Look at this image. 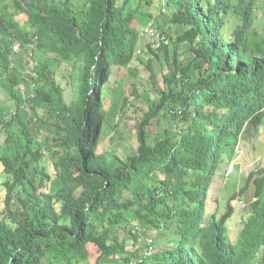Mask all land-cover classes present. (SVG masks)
Returning a JSON list of instances; mask_svg holds the SVG:
<instances>
[{
  "label": "trees",
  "instance_id": "trees-1",
  "mask_svg": "<svg viewBox=\"0 0 264 264\" xmlns=\"http://www.w3.org/2000/svg\"><path fill=\"white\" fill-rule=\"evenodd\" d=\"M82 1L74 9L73 0H0V90L15 100L2 111L0 134L18 123L23 135L7 134L17 153L0 155L8 176L0 264H146L152 255L162 257L156 264H264V158L220 205L245 127L264 125V0H160L158 15L143 12L156 0ZM143 14L163 85L137 122L136 152L109 158L97 151L116 108H105V84L113 67L137 57ZM162 21L172 25L157 41ZM17 42L73 61L70 104L46 65L16 66ZM34 160L47 162L37 185L27 178ZM53 179L60 186L51 192ZM249 190L243 210L238 199ZM153 232L163 240L157 253Z\"/></svg>",
  "mask_w": 264,
  "mask_h": 264
},
{
  "label": "rangeland",
  "instance_id": "rangeland-1",
  "mask_svg": "<svg viewBox=\"0 0 264 264\" xmlns=\"http://www.w3.org/2000/svg\"><path fill=\"white\" fill-rule=\"evenodd\" d=\"M82 0H73L72 7L78 9L82 7ZM161 7L160 0H156L153 6H143V12H151L154 15H158L159 9ZM165 11V8H163ZM23 21L19 18L21 15H16L14 10H10V15ZM259 17H262V13H259ZM163 18H160L162 20ZM151 19L148 15H142L139 17V31H140V42L136 52V58L128 64L126 67H113L112 73L109 81L105 84V108L110 109L115 103V112L112 114V119L104 127L102 134L100 136V141L97 147L99 153H105L109 155V158L117 155L120 158H125L128 155H132L136 152L137 147V136L135 127L137 122L150 110V102L156 100L159 96L157 91L158 86H162V74L165 72V68L162 63L153 58L151 53L148 51L147 42L152 39L145 34L144 31H152L149 25L151 24ZM263 21V20H260ZM24 22V21H23ZM161 22V21H160ZM164 25L165 27H163ZM170 22L166 23L162 21L161 27L155 28L158 32L156 40L164 39V34L161 33V28L166 29L171 27ZM231 28L233 25H230ZM169 34L175 37V29L168 30ZM17 42L15 45H18ZM156 46V44H155ZM27 47V46H26ZM154 47V46H153ZM15 62L16 66L25 73L32 72L33 68L36 66V62L39 65H46L50 71L52 77L55 79L62 87V100L66 104H70L76 96V83L71 78L73 61H62L56 60L54 55L43 53L40 50H36L32 54L31 50H27L25 47H19L15 49ZM31 56L32 59H31ZM153 59V60H152ZM152 60L151 69L148 68V61ZM40 67V66H39ZM55 94V93H54ZM57 96V95H56ZM14 110L15 100L11 98L10 95L0 90V116L6 109ZM30 114V108H24ZM3 111V112H2ZM165 125L164 121L160 122L161 128ZM153 129V128H152ZM19 124L11 125L6 131L0 134V155H11L15 156L17 149L14 143L6 144L7 134L17 137V140L22 142V134L20 132ZM264 158V125L262 126H252L247 125L243 131L241 138L238 141L236 150L232 160L229 162L227 169V175L232 176L229 182L224 184V189L220 191V205L221 209L226 203L228 194L232 193L234 187H237L238 180L243 176L247 175L254 167L258 164L261 159ZM43 163L46 165L45 160H40L39 164ZM37 160L31 163L30 169L27 171V178L34 184L39 183L40 173L38 169L40 168ZM49 172L52 174V178H56L52 167L49 165ZM8 179L5 174H0V218L5 214V189L4 181ZM24 181L22 192V197H24L28 191H30V182ZM48 181V180H47ZM51 192L55 191L59 186V180L53 179L52 182L45 183ZM27 190V191H26ZM252 197L251 191H247L240 199H238V205L244 210L248 208V202ZM19 205L17 198L14 197L13 207ZM235 205H237L235 203ZM239 210V209H238ZM236 213L229 221V234L231 240L234 241L237 231L239 229V211ZM154 243V253L160 251L163 248V240H160L156 236L155 232L151 234ZM149 235L145 237L147 240ZM143 239L141 245L144 246L146 240ZM151 239V238H150ZM140 246V245H139ZM141 247V246H140ZM93 252L95 251L92 249ZM153 251V249H152ZM95 255L93 256L94 259ZM160 259V260H159ZM162 257H152L147 259L146 264H156V261H161ZM141 262V261H140ZM123 264V263H114ZM134 264V262H133Z\"/></svg>",
  "mask_w": 264,
  "mask_h": 264
},
{
  "label": "built area",
  "instance_id": "built-area-1",
  "mask_svg": "<svg viewBox=\"0 0 264 264\" xmlns=\"http://www.w3.org/2000/svg\"><path fill=\"white\" fill-rule=\"evenodd\" d=\"M150 32H152V31H150ZM17 48H18V45H15V46H14V50L17 49ZM147 241L151 243L152 240L149 238ZM148 250H149V251L147 252V255H149V254L151 253V251H152V247H150V249H148Z\"/></svg>",
  "mask_w": 264,
  "mask_h": 264
}]
</instances>
